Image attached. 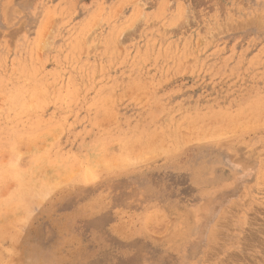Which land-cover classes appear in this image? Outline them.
Wrapping results in <instances>:
<instances>
[{"label":"rangeland","instance_id":"obj_1","mask_svg":"<svg viewBox=\"0 0 264 264\" xmlns=\"http://www.w3.org/2000/svg\"><path fill=\"white\" fill-rule=\"evenodd\" d=\"M262 215L264 0H0V264H264Z\"/></svg>","mask_w":264,"mask_h":264},{"label":"bare ground","instance_id":"obj_2","mask_svg":"<svg viewBox=\"0 0 264 264\" xmlns=\"http://www.w3.org/2000/svg\"><path fill=\"white\" fill-rule=\"evenodd\" d=\"M30 77H31V76H30ZM25 83H26V82H25ZM251 193H252V192H251ZM192 196H193V195H192ZM257 211H258V210H257ZM258 212L260 213V211H258ZM262 217H263V215H262ZM256 218H258V217H256ZM256 218H255V219H256ZM263 218H264V217H263ZM253 220H254V219H253ZM256 220H258V219H256ZM256 220H255V221H256ZM247 223H248V222H247ZM253 224H254V223H253ZM246 225L248 226V224H246ZM249 225H250V224H249ZM255 225H256V224H255ZM258 225H259V224H258ZM258 225H257V226H258ZM261 225H262V223H261ZM250 226H251V225H250ZM251 227H252V226H251ZM261 227H263V226H261ZM263 228H264V227H263ZM244 229H246V228H244ZM248 229L251 231L253 228H249V226H248V228H247L246 231H248ZM253 230H254V229H253ZM257 230H258V229H257ZM259 230H260V229H259ZM259 230H258V231H259ZM261 230H262V229H261ZM253 232H254V231H252V236H253V234H254V237H252V238H255V236H256L255 232H256V231H255L254 233H253ZM248 233H249V232H248ZM244 234H245V233H244ZM250 234H251V233H250ZM249 236H250V235H249ZM249 236H248V237H249ZM258 236H259V235H258ZM243 237H246V236H243ZM250 237H251V236H250ZM246 238H247V237H246ZM246 238H245V239H246ZM259 238H260V237H259ZM247 239H248V238H247ZM247 239H246V241L248 242V240H250V238H249L248 240H247ZM253 241H255V239H254ZM258 242H259V243H258ZM242 243H243V242H242ZM257 243L259 244L258 247H257V248H259V250H260L259 253H262V251H263V255H264V231H262V234H261V240H259V241L257 240ZM246 245L248 246V243H247V244L245 243V246H246ZM253 247H254V246H253ZM244 249H245V248H244ZM244 249H243V250H244ZM247 251H248V250H247ZM235 254H236V253H235ZM247 254H248V253H247ZM247 254H246V255H247ZM255 254H256V253H255ZM255 254H254V255H255ZM229 255H230V254H229ZM235 256H236V255H235ZM242 256H243V254H242ZM249 256H251V255H249ZM236 257H237V256H236ZM262 257H263V256H262ZM239 258H240V257H239ZM243 258H244V256H243ZM252 258H253V256H252ZM254 258H255V257H254ZM244 259H245V258H244ZM237 260H238V259H237ZM240 260H241V258H240ZM247 260H248V258H247ZM253 260H254V259H253ZM242 261H244V260L242 259ZM242 261H241V262H242ZM245 261H246V260H245ZM256 261H257V260H256ZM259 261H260V260H259ZM249 262H250V261H249ZM260 262H261V261H260ZM227 263H228V262H227ZM244 263H245V262H244ZM244 263H243V264H244ZM261 263H262V262H261ZM251 264H252V263H251ZM256 264H257V263H256Z\"/></svg>","mask_w":264,"mask_h":264}]
</instances>
